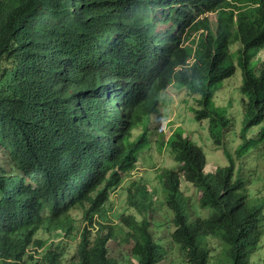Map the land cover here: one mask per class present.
<instances>
[{
  "label": "trees",
  "instance_id": "obj_1",
  "mask_svg": "<svg viewBox=\"0 0 264 264\" xmlns=\"http://www.w3.org/2000/svg\"><path fill=\"white\" fill-rule=\"evenodd\" d=\"M263 53L264 0H0V264H162L161 192L181 264H254L264 191L236 157L264 136ZM238 68L241 108H223L216 91ZM175 81L199 97L195 119L228 159L216 172L185 131L159 133L157 94ZM146 149L155 163L169 150L178 169L130 190L134 213L105 220Z\"/></svg>",
  "mask_w": 264,
  "mask_h": 264
},
{
  "label": "rangeland",
  "instance_id": "obj_2",
  "mask_svg": "<svg viewBox=\"0 0 264 264\" xmlns=\"http://www.w3.org/2000/svg\"><path fill=\"white\" fill-rule=\"evenodd\" d=\"M214 23H216L217 16L213 15L210 17ZM162 26L159 27L158 31L162 30ZM240 49V45L237 44L234 46L233 51L236 53ZM261 60H264V53L261 55ZM257 60V59H256ZM262 66V65H261ZM260 66V67H261ZM255 70H258L260 67H257L255 64L252 65ZM243 84V71L241 68H238L237 75L230 81H226L225 86L220 88V91H216L219 95L220 106L226 108L231 99H234L235 107L239 106L240 103V87ZM197 95H195L187 86L180 83V81H175L174 85L164 91H160L157 94V99L161 107V121H160V130L159 133H172L176 129H182L185 131V136H189L192 140L198 145L202 146L205 150L209 164L206 167L207 172H216L217 167L228 165V159L225 156L221 146H217L211 137V132L209 131L208 121L199 122L195 119L194 109L199 107ZM264 127V124L261 126ZM239 125H237L236 130L239 135ZM259 129V128H258ZM256 130L253 134V138L259 147L256 150H252V153L246 155L242 159L236 157L237 164L244 166V173H252L253 180L256 181L251 186L259 187L264 191V156L260 153H264V136L261 131ZM234 128H229L225 132L224 141L225 144L232 151H235L236 147L239 145L238 140L234 139ZM256 144V145H257ZM151 148H153L151 146ZM143 161L140 164V168L137 171H134L129 177L122 188H119L118 191L114 193V203H109V212L105 215V220L109 219L108 217L113 218V221L117 222L121 215L132 214L134 209L130 208L129 198L131 192L136 191L137 187L140 185H146L150 189H155L159 187V175L161 170L165 169H178V164L175 162L169 150L162 152L158 156L159 163L152 161V154L149 149H146L143 155ZM253 172H256L254 174ZM189 191L194 192L193 198L197 200V191L194 188H189ZM164 193L160 195H155L154 200L160 203L158 204L157 214L158 217H167L168 222L164 221V228L158 229L155 228V238L166 248L168 251L167 258L163 261L162 264H181L182 254L179 248V245L174 243L171 234L175 230V227L172 220V215L168 210V207L165 204ZM140 219L142 216L138 213ZM110 218V219H111ZM162 220V219H161ZM85 222L82 218L78 219L74 223V229L71 234V241H76L79 239L81 229L83 228ZM262 226L264 228V220L262 221ZM110 256L122 258V255L114 243L110 246ZM123 252L125 247L122 245ZM255 253L253 258L254 264H263L262 260L264 259V237L260 243V247ZM127 253V252H126Z\"/></svg>",
  "mask_w": 264,
  "mask_h": 264
}]
</instances>
